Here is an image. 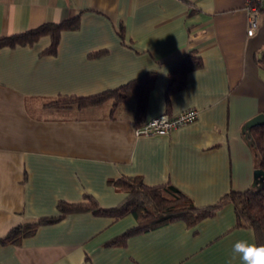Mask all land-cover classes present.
Returning a JSON list of instances; mask_svg holds the SVG:
<instances>
[{
  "label": "crops",
  "instance_id": "1",
  "mask_svg": "<svg viewBox=\"0 0 264 264\" xmlns=\"http://www.w3.org/2000/svg\"><path fill=\"white\" fill-rule=\"evenodd\" d=\"M248 0H0V38L76 19L54 52L50 34L0 47V238L27 219L59 214V202L120 204L111 180L140 176L173 184L199 206L231 190L258 187L257 159L244 134L264 113V10L248 35ZM196 50L203 65L183 88L166 92L170 72ZM156 71L144 122L189 108L197 119L167 135H138L135 100L110 115L111 102L83 110L47 105L88 96ZM141 125V126H142ZM262 180V179H261ZM260 182V181H259ZM137 224L72 213L19 243L0 241V264H242L236 241L257 243L237 226L233 203L189 226L177 219L109 243Z\"/></svg>",
  "mask_w": 264,
  "mask_h": 264
},
{
  "label": "trees",
  "instance_id": "2",
  "mask_svg": "<svg viewBox=\"0 0 264 264\" xmlns=\"http://www.w3.org/2000/svg\"><path fill=\"white\" fill-rule=\"evenodd\" d=\"M263 11V10H261ZM260 11V12H261ZM76 19H66L58 23H45L29 31L0 38V47L17 43L33 42L42 34H50L52 44L48 51L54 52L63 29L75 28ZM257 61L264 69V50L257 54ZM203 65L202 57L196 50L187 52L183 59L175 64L170 72L166 92V101L170 104L171 94L184 87L189 72ZM157 80V72L150 70L143 75L113 89L100 93L77 96L60 95L47 101V105L80 110L111 102L110 115L117 116L122 104L135 100L133 122L141 126L148 108L149 97ZM244 134L255 150L257 166L264 170V124L244 129ZM117 189L126 193L125 199L118 205L104 207L93 196H87L85 202H59V214L27 219L14 226L4 237L2 243H19L24 237L32 235L43 224L53 223L72 213L92 212L96 215L110 216L115 219L133 214L137 224L114 238L109 243L124 244L127 237L142 231L182 219L189 226L197 225L202 219L213 216L228 203H233L237 214V226L250 227L256 233L258 245H264V179L258 178V187L243 191L231 190L218 202L206 206L197 205L193 199L173 184L148 185L140 176H121L111 180ZM260 181V182H259Z\"/></svg>",
  "mask_w": 264,
  "mask_h": 264
},
{
  "label": "built area",
  "instance_id": "3",
  "mask_svg": "<svg viewBox=\"0 0 264 264\" xmlns=\"http://www.w3.org/2000/svg\"><path fill=\"white\" fill-rule=\"evenodd\" d=\"M247 9L249 12L248 35H253L258 29L260 11L264 10V0H248ZM198 115L196 108H189L178 114L162 113L136 128V133L138 135H167L172 130L194 121Z\"/></svg>",
  "mask_w": 264,
  "mask_h": 264
},
{
  "label": "clouds",
  "instance_id": "4",
  "mask_svg": "<svg viewBox=\"0 0 264 264\" xmlns=\"http://www.w3.org/2000/svg\"><path fill=\"white\" fill-rule=\"evenodd\" d=\"M236 256H239L242 264H264V245L249 243L247 240L236 241L232 248V259Z\"/></svg>",
  "mask_w": 264,
  "mask_h": 264
},
{
  "label": "water",
  "instance_id": "5",
  "mask_svg": "<svg viewBox=\"0 0 264 264\" xmlns=\"http://www.w3.org/2000/svg\"><path fill=\"white\" fill-rule=\"evenodd\" d=\"M259 124H264V113L259 114L258 116H256L255 118H253L252 120H250L247 124L245 128L254 126V125H259ZM257 175L261 177V179H264V170L262 169H257L256 171Z\"/></svg>",
  "mask_w": 264,
  "mask_h": 264
}]
</instances>
